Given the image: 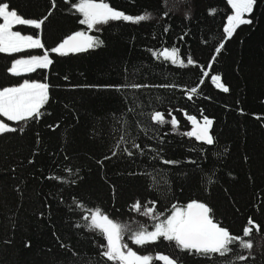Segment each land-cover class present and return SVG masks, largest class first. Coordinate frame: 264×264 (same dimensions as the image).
<instances>
[{"label":"trees","instance_id":"16d2710c","mask_svg":"<svg viewBox=\"0 0 264 264\" xmlns=\"http://www.w3.org/2000/svg\"><path fill=\"white\" fill-rule=\"evenodd\" d=\"M106 2L149 18L89 29L80 23L79 0H0L22 18L44 21L40 29L14 26L44 48L0 53V89L26 80L50 86L38 118L0 116L17 129L0 134V264H117L102 255L106 238L90 227L97 209L121 224L123 243L151 264H164L159 255L181 264H264V0L232 37L224 32L228 0ZM81 31L102 44L64 56L51 51ZM173 48L183 66L162 55ZM44 54L48 68L10 72L18 58ZM156 112L164 123L152 119ZM189 116L213 121L212 145L185 135ZM194 200L253 247L237 241L224 257L204 256L163 238L144 245L130 238ZM247 227L253 231L245 237Z\"/></svg>","mask_w":264,"mask_h":264},{"label":"snow or ice","instance_id":"6c2138e0","mask_svg":"<svg viewBox=\"0 0 264 264\" xmlns=\"http://www.w3.org/2000/svg\"><path fill=\"white\" fill-rule=\"evenodd\" d=\"M233 14L227 18V26L224 32L228 37H232L234 32L241 25L252 23L247 18L254 9L257 0H228ZM75 8L82 14L81 24L87 25L89 29L95 28L97 25L106 24L109 21H130L139 23L148 19V15L130 16L122 11L112 8L106 0H79ZM0 53H18L26 49H43L44 44L41 39L34 38L31 35H23L19 31H13L15 25H30L36 29H40L43 20H31L22 18L16 11L10 10L7 3L0 4ZM102 44L98 38L88 35L85 32H76L68 36L58 47L51 49L52 52L59 55H68L69 53L85 52L91 48L98 47ZM223 44L220 45V48ZM219 51V49H217ZM165 59L171 60L172 63L184 65V61L179 56L178 49H165L162 52ZM188 64H193L191 58L187 60ZM52 64L48 54L43 56H32L27 59L16 60L10 72L14 75H22L24 73L35 72L37 69H46ZM207 76V73H205ZM215 86L224 92H228L229 88L222 82L219 75L211 77ZM133 87H139L133 85ZM49 84L44 82L24 81L19 86L5 87L0 89V116L6 117L8 121L24 122L36 119L42 115V109L49 100ZM195 93L197 90H191ZM152 119L157 123H164V115L156 112ZM193 128L185 133L190 137H195L199 141L206 142L208 145L214 143V136L211 134L213 121L207 116L203 117L201 123L195 116H189ZM175 127L178 121L175 117L170 121ZM17 131L16 128L0 120V134ZM131 155V153H129ZM165 163H174L165 161ZM135 210L141 209V204L137 202L133 206ZM154 208H148L146 215H152ZM85 219H88L85 217ZM154 225L153 231L142 229L136 231L130 238L137 245H144L160 240L161 238L175 242L181 251L189 253L211 256L218 254L221 257L233 251L232 245L236 244L245 249H251L253 244L251 241H245L242 237L234 236L226 227H222L216 222L212 216V209L205 203L192 201L186 207L173 206L171 215L163 220H159ZM249 224H254L249 220ZM259 231V225H254ZM90 227L99 230L106 238V250L102 253L107 260L117 262V264H151L152 257L139 255L123 243V229L121 224L111 219L108 215L103 214L100 209L95 210L90 218ZM253 231L252 227L244 229V236H250ZM156 259L163 261L164 264H181L178 258L167 255H159ZM239 260L247 259L245 256L237 257Z\"/></svg>","mask_w":264,"mask_h":264},{"label":"rangeland","instance_id":"374dc122","mask_svg":"<svg viewBox=\"0 0 264 264\" xmlns=\"http://www.w3.org/2000/svg\"><path fill=\"white\" fill-rule=\"evenodd\" d=\"M232 14H233V12H232ZM0 23H3V20L2 21H0ZM13 31H16L15 29H14V26H13ZM22 34V33H21ZM23 35H25V34H23ZM34 38H36V37H34ZM33 56H43V55H33ZM32 56H23V57H20V58H18V59H27V58H31ZM17 59V60H18ZM16 61V60H15ZM14 61V62H15ZM29 81V80H28ZM30 82H39V81H30ZM16 86H19V85H16ZM12 87H15V86H12ZM0 120H2L3 122H5V123H7L4 119H2L1 117H0ZM8 124V123H7ZM10 125V124H9ZM11 126V125H10Z\"/></svg>","mask_w":264,"mask_h":264}]
</instances>
